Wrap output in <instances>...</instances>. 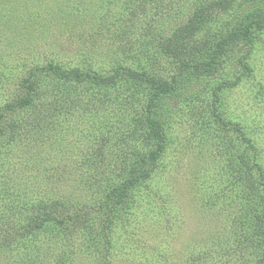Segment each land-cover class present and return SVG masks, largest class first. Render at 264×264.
Instances as JSON below:
<instances>
[{
	"label": "rangeland",
	"instance_id": "1",
	"mask_svg": "<svg viewBox=\"0 0 264 264\" xmlns=\"http://www.w3.org/2000/svg\"><path fill=\"white\" fill-rule=\"evenodd\" d=\"M191 1L0 0V108L19 98L32 67L52 62L99 76L132 68L170 82L181 66L165 38ZM214 18L208 37L229 27L231 15ZM198 42L186 41L183 60L199 58ZM39 77L43 106L7 114L19 128L0 139V264H253L254 210L234 172L241 154L264 163V32L216 76L162 99L167 146L157 170L103 219L93 208L151 141L137 122L154 91ZM35 199L88 206L92 222L86 231L65 234L53 224L12 240Z\"/></svg>",
	"mask_w": 264,
	"mask_h": 264
},
{
	"label": "trees",
	"instance_id": "2",
	"mask_svg": "<svg viewBox=\"0 0 264 264\" xmlns=\"http://www.w3.org/2000/svg\"><path fill=\"white\" fill-rule=\"evenodd\" d=\"M248 1L247 5L240 4L237 0H192L189 3L187 18L182 20L179 25H175L174 30L165 38L167 40L165 42L166 53L181 66L170 82L147 71H137L125 67H118L115 69V74L109 76H99L91 72H83L80 69L66 70L53 62L44 67H32L29 77L22 81L19 98L0 108V139L8 131L16 132V129L19 128V125L13 120V123H8L7 114L35 108L39 104L43 106L44 102L37 103L41 92L40 74H52L54 77L79 85L89 82L101 88L113 86L119 88L120 84L127 85L134 90L150 88L154 91L152 97L155 99L149 102L148 113L145 116H140V120L137 122L142 129H149L148 137L151 141L148 140L147 150L138 152L139 158L136 164L127 169L122 180L112 185L106 196V201L100 203L92 211L100 213L102 219L106 214L110 213L109 215H111L114 208L127 204L132 192L153 176L157 170L158 162L166 150L167 133L164 122L157 111L162 99L175 94L178 88L191 83L193 79H209L216 76L224 67L227 57L240 49L252 46L257 35L264 32V0ZM248 7L250 8L248 9ZM228 14L231 15V19H228L227 22L229 27H225L224 24L215 29L217 32L212 37L206 36V33L210 31L209 26L214 16L218 15L216 17L220 18ZM195 35L199 36L198 45L194 47L199 58L193 62L183 60L181 55L184 45L189 38H193ZM222 124L224 125L223 120ZM237 131H242L240 125H238ZM242 133L245 134L244 131ZM249 145L260 158V152L252 140ZM239 159L240 165L235 167V178L240 184L245 201L250 203L254 210L248 247L253 264H264V192L262 190L264 163L257 162L256 159L251 160L250 157H245L243 154ZM35 201L38 202L34 205L36 206L35 211L30 214L28 222L17 230L12 240L19 235L20 238L25 239L53 224H59L65 234L71 233L75 228L86 231L92 222L91 212L83 213L88 206L66 201L40 199H35ZM72 206L79 210L72 215L64 216L63 213ZM6 243H10V241ZM108 243L111 246L110 240ZM1 250H3V246L0 243Z\"/></svg>",
	"mask_w": 264,
	"mask_h": 264
}]
</instances>
